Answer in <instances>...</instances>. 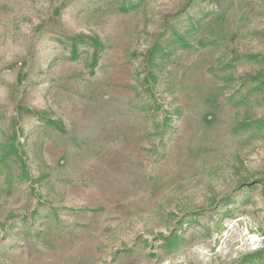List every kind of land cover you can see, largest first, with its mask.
<instances>
[{
	"label": "rangeland",
	"instance_id": "obj_1",
	"mask_svg": "<svg viewBox=\"0 0 264 264\" xmlns=\"http://www.w3.org/2000/svg\"><path fill=\"white\" fill-rule=\"evenodd\" d=\"M0 264H264V0H0Z\"/></svg>",
	"mask_w": 264,
	"mask_h": 264
}]
</instances>
